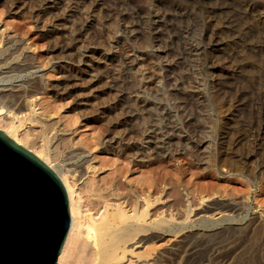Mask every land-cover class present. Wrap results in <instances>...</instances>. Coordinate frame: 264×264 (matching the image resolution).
<instances>
[{
	"label": "rangeland",
	"instance_id": "374dc122",
	"mask_svg": "<svg viewBox=\"0 0 264 264\" xmlns=\"http://www.w3.org/2000/svg\"><path fill=\"white\" fill-rule=\"evenodd\" d=\"M0 11V116L71 175L82 204L86 163L129 161L131 177L153 178L151 261L264 264V0H0Z\"/></svg>",
	"mask_w": 264,
	"mask_h": 264
},
{
	"label": "bare ground",
	"instance_id": "6f19581e",
	"mask_svg": "<svg viewBox=\"0 0 264 264\" xmlns=\"http://www.w3.org/2000/svg\"><path fill=\"white\" fill-rule=\"evenodd\" d=\"M0 23H6L1 11ZM7 25L9 24L6 23L5 27L0 29V45L7 36L5 33L8 29ZM146 38L144 39L147 41ZM5 50L6 48L0 47V56L3 55L0 58L2 64H5L9 57H5ZM27 103L29 109L36 112V103L32 100ZM42 106L39 108L44 111L47 107ZM144 119L143 124L146 125ZM6 126L7 122L0 116V128L6 135L16 143L33 149V153L55 172L64 188L69 222L62 246L56 256V264H156L151 261L152 258H149L151 249L146 245L153 228L150 215V206L153 204V178L151 180L149 176L150 169L147 168L144 173L142 172L143 174L140 173L142 176L140 175L139 178H133L130 176L133 167L128 163L129 161L115 163L114 160V163L111 161L108 163L106 158L96 162L93 161L96 156L92 157V161L85 166L86 171L90 169L91 172L88 171L93 174L88 187L90 193L82 204L71 175L60 165L53 164L46 152L41 155L40 151L26 145L24 140L26 136L6 129ZM145 131H147L146 127L143 132ZM106 171V175H100ZM138 247H141L142 251L135 250Z\"/></svg>",
	"mask_w": 264,
	"mask_h": 264
},
{
	"label": "water",
	"instance_id": "95a60500",
	"mask_svg": "<svg viewBox=\"0 0 264 264\" xmlns=\"http://www.w3.org/2000/svg\"><path fill=\"white\" fill-rule=\"evenodd\" d=\"M68 222L55 172L0 129V264H56Z\"/></svg>",
	"mask_w": 264,
	"mask_h": 264
}]
</instances>
